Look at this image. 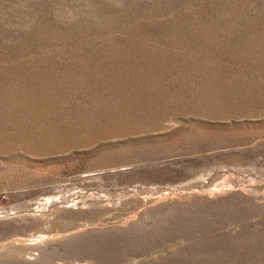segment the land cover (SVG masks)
<instances>
[{
  "label": "rangeland",
  "instance_id": "rangeland-1",
  "mask_svg": "<svg viewBox=\"0 0 264 264\" xmlns=\"http://www.w3.org/2000/svg\"><path fill=\"white\" fill-rule=\"evenodd\" d=\"M0 264H264V0H0Z\"/></svg>",
  "mask_w": 264,
  "mask_h": 264
}]
</instances>
